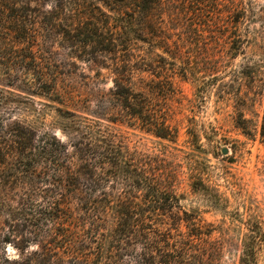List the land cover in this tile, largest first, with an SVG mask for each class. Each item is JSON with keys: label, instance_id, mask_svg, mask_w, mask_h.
<instances>
[{"label": "rangeland", "instance_id": "1", "mask_svg": "<svg viewBox=\"0 0 264 264\" xmlns=\"http://www.w3.org/2000/svg\"><path fill=\"white\" fill-rule=\"evenodd\" d=\"M18 1L0 0L8 4L0 30V264L72 258L68 243L82 234L74 180L60 186L54 170L69 161L74 171V141L87 123L143 176L175 189L192 216L181 230L210 232L203 238L221 244L220 264H239L251 227L262 231L257 257L264 264V0H163L149 17L136 0H25L19 12ZM128 30L135 37L123 48ZM92 38H114L118 56L139 68L135 125L110 113L96 118L118 66L107 52L98 59L89 47L77 53L80 40ZM162 114L173 130L166 137L153 127ZM45 133L66 147L67 158L45 170L41 164L32 177L25 146L33 145L17 144L15 134L38 141ZM109 186L113 216L121 186ZM150 200L141 187L139 203ZM164 218L153 223L172 228Z\"/></svg>", "mask_w": 264, "mask_h": 264}, {"label": "trees", "instance_id": "2", "mask_svg": "<svg viewBox=\"0 0 264 264\" xmlns=\"http://www.w3.org/2000/svg\"><path fill=\"white\" fill-rule=\"evenodd\" d=\"M136 1L140 13L147 17L163 2V0ZM19 3L23 5L18 12L28 7L25 0H19L15 5ZM7 5L0 4V30L8 18ZM129 23L127 22V27ZM121 34V39L124 37V40L120 45L124 48L135 35L130 30ZM115 41L114 38L112 40L92 38L89 41L83 39L80 40L81 45L77 53L80 49L86 50L89 47L93 51L88 53L95 59H98L102 52L114 55L111 59L118 66L116 72L118 77L114 81L110 98L101 106L97 103L99 111L94 113L99 120L110 113L117 121H128L135 125L140 117L141 93L134 82V71L139 68L135 63L132 64L130 56L124 58L118 56L115 47L113 48ZM33 42L36 40L33 39ZM104 44L109 48L101 49ZM167 123L168 119L162 114L153 124L158 136L166 137L173 132ZM84 126L86 132L74 141V171L71 169L73 163L69 161L67 166H62L61 169L55 167L56 163L66 160L67 155L66 147L61 142L51 141L55 138L54 135L45 133L37 141L27 138L26 135L15 134L17 144L24 146L28 141L33 145L31 148L25 146L34 167L32 177L37 175V167L43 164L44 170L50 165L55 167L58 185L63 186L65 182L73 185L71 182L74 180V200L77 201L74 210L80 214L77 218L80 224L75 226L76 229L81 227L82 234L79 233L77 236L74 233V245L68 243L72 258L66 264H220L223 254L221 244L219 241L212 242L209 238H203L204 235L209 236L210 232H202L197 228H192L189 232L181 230V223H189L192 216L180 208L175 189L166 188L159 181L153 183L151 178L143 176L134 160L126 159L122 149L110 137L100 133L101 129L96 128V125L87 123ZM262 136L264 137V121ZM111 183L121 186V191L116 196L118 205L113 216L110 208L115 196L114 192L109 191L114 189L113 186H109ZM141 187H146L150 198H155L150 200V205L147 204L146 207L138 201ZM150 208L154 210L157 208L161 213L150 212ZM175 208L178 210L174 211ZM157 216L165 217L163 220H172L173 227L157 228L153 223ZM109 218H113L112 226ZM178 224L179 226H176ZM190 225L193 224H188L187 228ZM173 230L175 234L172 233ZM249 232L244 240L239 264H259L257 254L263 234L260 229L254 227H251ZM25 262L65 264L64 261H51L43 256L40 260L29 258Z\"/></svg>", "mask_w": 264, "mask_h": 264}, {"label": "water", "instance_id": "3", "mask_svg": "<svg viewBox=\"0 0 264 264\" xmlns=\"http://www.w3.org/2000/svg\"><path fill=\"white\" fill-rule=\"evenodd\" d=\"M228 151L227 150H225V153H227Z\"/></svg>", "mask_w": 264, "mask_h": 264}]
</instances>
